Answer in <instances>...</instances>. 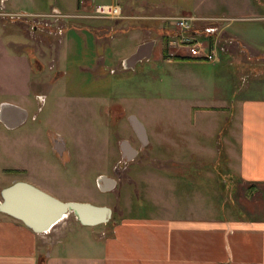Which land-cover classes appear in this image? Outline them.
<instances>
[{
    "label": "crops",
    "instance_id": "1",
    "mask_svg": "<svg viewBox=\"0 0 264 264\" xmlns=\"http://www.w3.org/2000/svg\"><path fill=\"white\" fill-rule=\"evenodd\" d=\"M113 1L122 4L126 11L125 17L144 16L149 20L147 23L138 21L139 26L133 25V27H127L122 23L119 24L120 26H108L104 22V18L108 17L86 16L90 22L84 26H76L80 31L82 46L92 52L90 57H84L81 63H77L80 80L89 83L85 89L88 98L103 93L99 86L94 87L91 81L107 80L109 71L119 70L122 73L125 70H134L138 68L140 62H151L154 57L160 64L185 59L200 63L210 61L177 58L184 51L176 42L178 36H175L174 32L175 24L166 17L183 13L229 17L221 22L219 30L210 33L198 30L193 31V35L209 41L217 34L222 37V34L231 32L236 41L235 45L243 44V51L236 47L234 51L228 52L236 60H223L225 55L221 56L223 59L219 61H210L220 66L232 63L235 68L233 71L236 73L244 69V72L238 75L242 79L246 76V80L238 84L231 98L226 97L222 85L217 83L219 81L217 77L200 75V95L204 92L209 93L210 98V102L200 104V114L226 113V121L224 120L225 122L220 126L207 122L200 124V128L206 126V131H210L214 140L217 139L220 143L218 140L220 136L228 147L229 165L233 167L234 175L239 178L238 190L242 188L239 193L243 196V200L236 203L239 204L241 214L229 212L217 216L214 212L217 207H211L212 205L206 207L200 205V211H189L187 199L193 191L183 187L174 179L170 181L171 184L164 186V191H160V187L157 189L150 186L145 192L146 198L155 203L157 201L153 199L154 195L156 200L161 199L165 213L152 214L151 218L131 219V221H127V218L122 220L119 218L110 235L102 230L103 233L99 235L102 244H96L93 240L83 243L79 239L73 241L69 239L71 235L82 234L84 230L78 226H94L84 224L78 218L75 219L78 225L70 229L73 233L67 234L68 239L63 240L61 237L70 226L60 225L65 217L55 223L51 230L35 231L22 220L4 212L0 216V264H38V257L41 254L46 255V264H129V260L132 264H264V32L262 29L259 30L257 25L232 22L237 19H257L264 22V9L261 4L264 0L260 2L261 6L253 0H244L245 6L244 3L241 4L242 1L237 2V6L233 9L242 10L243 13L232 15L225 14V10L221 12L217 10L220 7L225 9L218 0H87L86 3H81L80 0H0V6L4 11L27 9L31 12L33 10L34 13L52 10L65 13L81 11L91 13L95 4ZM19 2L24 4H18ZM231 3L228 4L230 8L234 5ZM140 8L143 9L141 12L146 9L149 11L147 14L144 12L143 16L129 13ZM257 12H261L262 15L256 16L254 13ZM4 18V15L0 14V109L6 103L21 107L26 112L24 119L16 125H9L0 119V124L5 128L19 131L22 163L19 169L27 173L13 177L11 182L18 179L27 180L58 196L60 191H63L62 184L68 183L67 176L60 175V184H55L49 178L54 175L57 164L54 157H49L47 154L50 150L53 156L60 157L63 167L70 172L75 171V168L71 170L68 167L72 157L70 144H73L75 139H70L67 134L55 128L49 118L45 123L39 121V108L35 109L34 98L43 96L40 91L45 82L36 72L32 54L27 47L34 46L39 54L45 52V47L39 40L30 37L29 32L24 28L18 29L15 25L6 26L7 21ZM154 20L159 21L160 25L167 24L169 29L163 33L160 30V34L153 35L152 28L156 26ZM71 27L65 30L62 42L66 40V43L76 47L80 41L69 32ZM254 27L258 28V31H255ZM126 33H129L128 40L122 42L120 37ZM148 41H153L150 51L128 64L130 56ZM49 45L52 48L53 44ZM61 45L58 50L57 46L53 45L52 48L53 61L59 66L60 78L68 73L67 65L61 59ZM114 64L116 65L113 66ZM204 78L207 79L208 84ZM56 82L57 80L52 81L48 85L52 88L53 83ZM121 103L122 110H119L118 121L127 123L133 135H121L116 145L120 157L126 159L127 163H132L140 154V146L136 144L135 138L140 140L142 145H146L153 143L161 134L156 127L147 125L140 112L131 110L125 102ZM195 106L198 105H193V108L198 110ZM31 110L32 116H30ZM94 110L96 111V108ZM10 113L14 116L17 111L12 109ZM108 123L109 120L106 119L104 123L106 129H109ZM224 124L228 125V129L224 127L227 131L221 133ZM4 133L5 131L0 129V140ZM108 141V135L104 138V142L101 140L95 153L96 167L92 171L97 188L103 192L102 202L73 198L65 200L106 204L108 199H111L110 193H114L112 190L118 185V179L114 175V165L120 157L113 162L112 159L110 160ZM35 144L42 146L44 153L35 155L33 150ZM6 151H9L8 148ZM27 151H31V158ZM76 164L82 172L85 171L84 163L80 161ZM176 174L179 175L178 172ZM176 174L166 179L176 178ZM74 177L77 178L76 175ZM112 179L115 183L109 186ZM234 194L236 192L233 193L231 189L230 199ZM112 241H115L114 245H111ZM129 246H135L136 250ZM93 248L99 250L96 251L97 255H92ZM156 252L160 253V256H156Z\"/></svg>",
    "mask_w": 264,
    "mask_h": 264
},
{
    "label": "rangeland",
    "instance_id": "2",
    "mask_svg": "<svg viewBox=\"0 0 264 264\" xmlns=\"http://www.w3.org/2000/svg\"><path fill=\"white\" fill-rule=\"evenodd\" d=\"M240 1L245 6L246 2L244 0H218L225 9L220 7L217 10L219 12L225 10L224 13L227 15L242 14V10L233 9V7L237 6V2L240 3ZM261 1L263 0H253L256 4H260ZM230 3L234 4L232 8L228 5ZM18 4L24 3L19 2ZM261 4L264 9V3ZM20 10L22 11L23 9ZM142 10L141 8L137 11L131 10L129 13L143 16L149 11L146 9L144 13L141 12ZM210 10H214V8H210ZM57 11L60 10H52L51 12ZM5 12L7 11L1 9L0 6V14L4 15V19L7 21L6 26L15 25L18 29L24 28L29 32L30 37L34 40H39L43 44L42 46L45 47L43 54L37 53L34 46L27 47V50L32 54L36 72L39 77H43L45 82L41 86L42 90L40 91L43 96L34 98V107L35 109L39 108V121L41 120L45 123L47 118H49L50 122L54 123L55 128L67 134L70 139H75L74 143L70 144L72 157L68 165L71 170L75 168V171L72 170L70 172L66 167H63L60 157L53 156L54 154L50 150L48 154L45 153L49 157H54V161L57 164L54 175L49 178L55 184H60V175L63 176L65 174L67 176L66 180H68V183L62 184L63 191H60L58 197L62 199H91L94 202H102L103 192L97 188L94 174L92 173L96 167L95 153L101 144V140L104 142V138L108 135L109 157L113 162V160L116 161L120 157L119 149L116 145L117 139L121 135H133V131L129 125H126L127 123L118 121L119 110H122L121 102H125L131 110L140 112L147 125L156 127L161 134V136H157V140H154L153 143L150 142L146 145H142V142L135 138L136 144L140 146V154L136 160L132 163H127L126 159L120 157L114 165V175L118 179V185L114 187L112 190L114 193H110L111 199H108V203H106L113 208L112 217L108 221L94 224V226H78L84 231L82 234L71 235L69 237L70 240L79 239L83 243L93 240L96 244H102L103 241L99 236L103 233L102 230L105 234L110 235L119 218L121 220L127 218V221H131V219L151 218L152 214L165 213V206L161 199L156 200L154 195L153 199L157 201L155 203L146 198L145 192L148 191L150 186V188L154 187L157 189L160 187L159 190L164 191V186L171 184L170 181L172 179L193 191L187 199L189 211H200V205L205 207L212 205L211 207H217L214 211L217 216L225 213L229 214V212L241 214L239 204L236 203H240L243 200V196L239 193L242 188H240V191L238 190L239 178L234 175L233 167L229 165L228 156L230 154L228 153V147L220 136L218 140H220L221 144L217 139L214 140L210 135V131H206V126L200 128V124H206L207 122L216 123L220 126L226 121V113L200 114V104L204 105L210 102L209 93L204 92L200 95V75L203 77L206 75L217 77L219 80L217 83L223 87L222 91H224L226 97L231 98L233 90L244 79L246 80V76L242 79L238 75L244 72V69L236 73V71H233L235 68L232 63H225L227 64L226 66H220L219 64L216 65L215 62L200 63V61L186 59L160 64L154 57L151 62H140L138 68L134 70H125L122 73L119 70L117 72L109 71L107 80H90V83L94 87L99 86L103 93L88 98L85 95V89L89 83L80 80V72L77 70V63H81L84 57L92 55L91 51L82 46V40L79 38L80 31L76 27L87 25V22H90V19L83 15L86 12H76L75 16H70V13H68L69 16H59L56 21L54 19L56 17L55 14H53L54 18L20 16V14H17V17H12ZM125 14L126 11L123 8L122 16L104 18V22L108 26H120L119 24L122 23L127 27H133V25L139 26L138 21L147 23L149 20L144 16V18L125 17ZM254 14L256 16L262 15L261 12ZM232 22L235 24L248 23L253 26L257 25L259 30L262 29L264 32V22L262 20L237 19ZM154 24L156 26L152 28L154 29L153 35L160 34V30L163 33L169 29L167 24L160 25L157 20H154ZM69 26H72L69 29L71 35L80 41L76 47L66 43V40L62 42V36ZM255 31H258V28ZM128 37L129 33H126L120 38H122V42H125ZM221 38V44L225 45L221 56H226L224 59L220 57L216 61L220 59L236 60L228 52L234 51L236 47L243 51V44L235 45L236 41L231 32L222 34ZM49 44L57 46V50L62 44L61 59L67 65L68 73L61 78L59 66L53 61V45L51 48ZM157 49L159 51L160 41L157 44ZM191 59L194 58L191 57ZM56 80L57 82L53 83V87L50 88L48 84ZM204 80L208 84L207 79L204 78ZM206 91L210 90L206 89ZM18 100L21 99L18 98ZM193 105H198L195 106L198 110L194 109ZM93 107L96 108V111ZM32 112L31 110L30 116H32ZM106 119L109 120V129H106L104 125ZM224 127L227 128L228 125H223L221 133L227 131L228 128L224 129ZM0 129L5 131L0 140L1 199V189L10 184L13 177L26 175L27 173L19 169V166L22 165L19 131L5 128L2 124H0ZM6 148L9 151H6ZM33 150L35 155L44 153L42 146L37 144H35ZM30 152L27 151L29 158H31ZM80 161L86 166L84 172L76 164ZM177 172L179 175L176 174ZM174 174H176V178L166 179V177ZM75 175L77 178L74 177ZM140 175L146 177H141ZM148 176H151V178ZM231 189L233 193L236 192L232 199H230ZM233 204L237 205V207ZM2 213L4 212L0 211V216ZM76 218L75 213L71 212L60 222V225H70L66 228L65 235L61 237L63 240H67V234L73 233L70 229L78 225ZM127 221L126 223H128ZM114 243L115 241H112L111 245H114ZM129 247L136 250L135 246ZM96 251L99 250L93 248L92 255H97L98 252ZM159 254L157 253L156 256H160ZM132 256L138 255L132 254ZM129 262V264H132L131 260Z\"/></svg>",
    "mask_w": 264,
    "mask_h": 264
},
{
    "label": "water",
    "instance_id": "3",
    "mask_svg": "<svg viewBox=\"0 0 264 264\" xmlns=\"http://www.w3.org/2000/svg\"><path fill=\"white\" fill-rule=\"evenodd\" d=\"M153 41L142 44L139 49L128 59V64L133 63L145 52L148 53ZM17 113L13 116L10 110ZM25 110L11 104H3L0 109V119L9 125L20 123L25 117ZM102 179H106L102 177ZM109 186L115 183L110 180ZM0 211L22 220L35 231H47L55 223L74 212L84 224H98L108 221L113 214V208L108 204H97L91 201L65 200L42 187L18 179L1 189Z\"/></svg>",
    "mask_w": 264,
    "mask_h": 264
},
{
    "label": "built area",
    "instance_id": "4",
    "mask_svg": "<svg viewBox=\"0 0 264 264\" xmlns=\"http://www.w3.org/2000/svg\"><path fill=\"white\" fill-rule=\"evenodd\" d=\"M81 3H86L87 0H80ZM6 14H10L12 17L20 16H44L42 18H54L55 21L59 19V16L67 17L68 13L57 11V12H39L34 13L31 11L20 10V11H7ZM59 15H58V14ZM85 16H98V17H120L123 15V6L118 1L97 3L94 5L92 13H85ZM70 16H75V13H70ZM171 19L176 27H174L175 36H178L176 41L178 46L184 51L183 56L192 57L198 60H210L215 61L221 57L225 45L221 44V35L217 34L212 40L204 41L203 39L197 38L193 35V31H206L210 33L213 30H219L221 22L229 19L227 16H198L194 13H183L173 16L166 17ZM50 20V19H49ZM53 22V20H52Z\"/></svg>",
    "mask_w": 264,
    "mask_h": 264
},
{
    "label": "trees",
    "instance_id": "5",
    "mask_svg": "<svg viewBox=\"0 0 264 264\" xmlns=\"http://www.w3.org/2000/svg\"><path fill=\"white\" fill-rule=\"evenodd\" d=\"M177 58H187V59H191V57L183 56V55H178ZM46 263H47V257H46V255H44V254L39 255V257H38V264H46Z\"/></svg>",
    "mask_w": 264,
    "mask_h": 264
},
{
    "label": "bare ground",
    "instance_id": "6",
    "mask_svg": "<svg viewBox=\"0 0 264 264\" xmlns=\"http://www.w3.org/2000/svg\"><path fill=\"white\" fill-rule=\"evenodd\" d=\"M51 230V229H50Z\"/></svg>",
    "mask_w": 264,
    "mask_h": 264
}]
</instances>
